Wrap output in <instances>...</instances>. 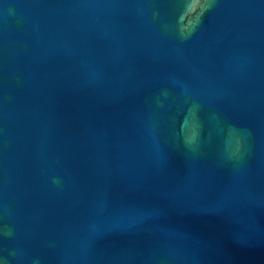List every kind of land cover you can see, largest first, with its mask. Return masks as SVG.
<instances>
[{"label": "water", "instance_id": "obj_1", "mask_svg": "<svg viewBox=\"0 0 264 264\" xmlns=\"http://www.w3.org/2000/svg\"><path fill=\"white\" fill-rule=\"evenodd\" d=\"M0 264H264V0H0Z\"/></svg>", "mask_w": 264, "mask_h": 264}]
</instances>
